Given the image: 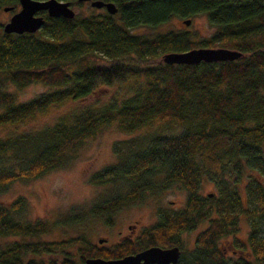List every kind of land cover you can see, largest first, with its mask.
Returning a JSON list of instances; mask_svg holds the SVG:
<instances>
[{
  "label": "trees",
  "instance_id": "16d2710c",
  "mask_svg": "<svg viewBox=\"0 0 264 264\" xmlns=\"http://www.w3.org/2000/svg\"><path fill=\"white\" fill-rule=\"evenodd\" d=\"M60 1L79 6L84 0ZM102 1L112 2L117 12L75 13L66 19L41 11L45 22L35 33L0 29V130L85 99L100 87L134 82L120 101L112 98L60 116L38 131L0 137V192L17 180L64 166L87 139L115 124L130 137L114 144L116 162L93 173L89 182L116 188L90 205L89 213H108L175 184L185 191V204L160 213L135 238L103 247L83 236L33 240L51 226L22 220L26 203L17 197L0 204V237H20L0 246V264H76L86 258L117 259L151 246H177L176 264H264V184L258 178L264 177V0ZM17 4L0 0V7ZM201 14L214 27L205 38L188 30L134 31ZM200 47L233 49L241 57L195 65L161 61L166 53ZM32 84L48 90L22 102L8 91ZM155 122L181 130L137 134ZM203 179L213 183L216 194L201 196ZM240 216L249 225L247 242L236 237ZM203 223L193 248L183 249L182 236ZM73 247L75 254L69 253Z\"/></svg>",
  "mask_w": 264,
  "mask_h": 264
},
{
  "label": "rangeland",
  "instance_id": "374dc122",
  "mask_svg": "<svg viewBox=\"0 0 264 264\" xmlns=\"http://www.w3.org/2000/svg\"><path fill=\"white\" fill-rule=\"evenodd\" d=\"M70 6L76 14L81 16L104 12L103 8H94L90 6L89 2L84 1L79 6ZM18 10L19 4L12 11H3V7H0V29L11 14ZM183 20L185 18H172L169 22L156 28L140 26L134 31L138 34H152L167 30H188L195 38H205L214 32V27L209 24L205 15L201 14L191 18L188 25H185ZM132 84L134 82L128 80L116 83L111 87H100L85 99L53 108L49 113L38 116L18 127L1 129L0 137L7 135L8 132L38 131L53 124L60 116L67 117L86 106H101L112 98L120 101L130 95ZM47 90L48 88L41 84H32L21 90H16L12 86L8 88V91L13 93L18 102L26 101ZM179 126L172 124L169 128L165 122H155L137 134L177 133L181 130ZM129 137L130 135L122 133L115 124L104 127L95 136L87 139L64 166L32 180H17L10 184L7 189L0 192V204L8 205L17 197H22L26 203V208L19 215L22 220H44L50 224L51 228L48 232L33 240L60 241L83 236L85 240L94 245L110 247L123 239L135 238L141 229L155 224L160 213L183 208L186 194L179 185L175 184L162 194L146 192L142 198L120 204L108 213L90 214V205L111 194L116 186L95 185L89 182V177L104 167L114 164L116 162V155L113 152L114 144ZM258 178L264 184V177ZM246 181L247 178L244 182ZM209 193L216 194V189L212 182L203 179L200 194L205 197ZM76 215H79L78 218ZM67 216L68 218H65ZM60 218H64V225L60 224ZM74 218L76 221L72 222ZM205 226L204 223L200 224L196 229L182 236L183 249L189 251L193 248L195 236ZM248 233V222L245 217L240 216L236 237L242 242H247ZM18 240H20L18 236L0 237V246ZM99 240L103 242L99 243ZM222 245L228 247L226 241H222ZM226 251L230 254L229 249ZM69 253L75 254V247L69 249ZM244 256L249 257L247 253ZM52 257L59 262L60 257ZM253 264L256 263L253 262Z\"/></svg>",
  "mask_w": 264,
  "mask_h": 264
},
{
  "label": "water",
  "instance_id": "95a60500",
  "mask_svg": "<svg viewBox=\"0 0 264 264\" xmlns=\"http://www.w3.org/2000/svg\"><path fill=\"white\" fill-rule=\"evenodd\" d=\"M90 6L114 15L117 12L112 2L102 0H84ZM19 10L13 12L8 21L2 25L5 34L35 33L42 28L45 19L39 12L44 11L48 17H63L71 19L74 17V10L69 2L60 0H18ZM13 7H3V11H12ZM189 19L183 20L188 25ZM241 57V52L224 47L216 48H193L183 52H170L162 56L161 61L165 64H186L195 65L200 62H224L234 61ZM99 240V243H102ZM180 255L177 246L163 248L151 246L135 254L126 255L117 259H103L99 257L87 258L80 264H176Z\"/></svg>",
  "mask_w": 264,
  "mask_h": 264
},
{
  "label": "flooded vegetation",
  "instance_id": "af4514ba",
  "mask_svg": "<svg viewBox=\"0 0 264 264\" xmlns=\"http://www.w3.org/2000/svg\"><path fill=\"white\" fill-rule=\"evenodd\" d=\"M87 259V258H86ZM85 260V259H84ZM84 260L82 261V262H84ZM82 262H77L76 264H80V263H82Z\"/></svg>",
  "mask_w": 264,
  "mask_h": 264
}]
</instances>
